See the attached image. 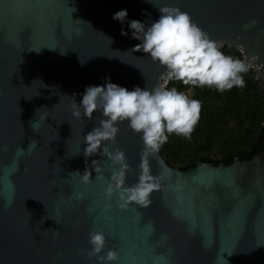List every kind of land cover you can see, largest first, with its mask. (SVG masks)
I'll list each match as a JSON object with an SVG mask.
<instances>
[{
  "label": "water",
  "instance_id": "95a60500",
  "mask_svg": "<svg viewBox=\"0 0 264 264\" xmlns=\"http://www.w3.org/2000/svg\"><path fill=\"white\" fill-rule=\"evenodd\" d=\"M162 6L180 7L222 47L242 52L264 98V0H0V264H96L93 230L121 264H264V151L186 170L150 153L160 187L147 207L124 209L105 198L111 162L83 153V135L101 118L73 114L86 86L164 83L158 63L129 50L140 41L127 23L121 35L113 13L126 8L128 20L150 24ZM107 143L124 151L126 184H135L139 134L120 123Z\"/></svg>",
  "mask_w": 264,
  "mask_h": 264
},
{
  "label": "clouds",
  "instance_id": "9594fccd",
  "mask_svg": "<svg viewBox=\"0 0 264 264\" xmlns=\"http://www.w3.org/2000/svg\"><path fill=\"white\" fill-rule=\"evenodd\" d=\"M158 11L159 18L150 24L128 20L126 8L113 13L112 19L121 24V35H128L124 30L127 23L131 38L140 41L129 50H142L158 63L164 69V83L151 88L147 84L143 88L134 86L129 90L105 78L101 85L86 86L78 104L73 105L76 118L83 116L93 120L94 113L101 115L98 123L83 135V153L85 157L99 153L111 162L112 171L105 179V198L115 197L117 207L121 209L133 202L143 207L151 203V193L160 187V183L150 173L148 155L158 152L173 134L191 140L200 119L202 102L176 87H167V82L180 81L186 86L214 88L223 93L233 87L243 88L244 74L251 67L245 59L226 54L221 42L213 39L180 7L162 6ZM125 122L130 130L139 134L144 145L141 171L132 185L126 184L128 164L124 151H112L107 143L115 142L119 124ZM80 182L89 184L88 170L81 173ZM75 196L82 199L84 193L77 192ZM10 203V199L6 200L5 207ZM110 207V204L105 205L106 209ZM88 244V258L95 257L96 264H121L116 250L105 251L106 236L102 231H90Z\"/></svg>",
  "mask_w": 264,
  "mask_h": 264
},
{
  "label": "trees",
  "instance_id": "16d2710c",
  "mask_svg": "<svg viewBox=\"0 0 264 264\" xmlns=\"http://www.w3.org/2000/svg\"><path fill=\"white\" fill-rule=\"evenodd\" d=\"M222 50L244 59L239 50L228 46ZM257 74L250 67L244 74L243 88L233 87L223 93L214 88L186 86L180 81L166 84L202 102L191 140L173 134L160 148V155L168 165L186 170L198 160L215 165L231 164L236 157L250 159L251 150L264 151V98Z\"/></svg>",
  "mask_w": 264,
  "mask_h": 264
},
{
  "label": "built area",
  "instance_id": "2783aa9c",
  "mask_svg": "<svg viewBox=\"0 0 264 264\" xmlns=\"http://www.w3.org/2000/svg\"><path fill=\"white\" fill-rule=\"evenodd\" d=\"M242 53V52H241ZM254 70H255V68L253 67V66H251ZM168 83V82H167Z\"/></svg>",
  "mask_w": 264,
  "mask_h": 264
}]
</instances>
